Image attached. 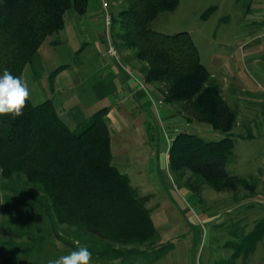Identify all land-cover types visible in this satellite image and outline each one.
I'll return each instance as SVG.
<instances>
[{"label": "trees", "instance_id": "16d2710c", "mask_svg": "<svg viewBox=\"0 0 264 264\" xmlns=\"http://www.w3.org/2000/svg\"><path fill=\"white\" fill-rule=\"evenodd\" d=\"M119 2L118 11L109 15L112 43L116 45L117 40L118 48L131 49L132 58L144 64L141 76L146 84H165L161 101L181 103L199 122L223 134L213 141L191 132H176L167 149V169L179 178L187 171L195 176L183 182L191 190L197 179L216 192L239 187L252 190L247 178L227 173L225 166L235 145L231 129L236 111L224 102L215 79L200 63L190 35L186 31L170 35L148 27L159 12L172 11L178 0ZM86 4L87 0H0V74L7 69L14 76H22L27 66L31 79L37 80L42 72L38 47L62 29L68 9L82 14ZM214 8H207L203 17ZM63 67L47 73L49 87ZM107 110L97 109L72 129L60 118L50 98L35 104L29 99L20 117L0 116V176L6 190L15 192L14 185L19 183L23 193L26 187L33 192L31 198L22 195L11 206L4 203L7 216L13 210L19 214L40 212L69 228L74 238L83 236L90 244L99 242L101 250L88 248L93 256L115 260L144 255L146 250L136 247L152 241L156 230L145 205L149 195H137L127 175L112 164ZM262 233L264 219L241 237L237 245L245 248L241 260L246 261ZM39 241L40 237L30 244H10L23 254ZM114 243L133 246L121 249L113 247ZM69 246L72 251L79 247ZM161 247L166 249L161 244L152 251ZM237 255L235 250L231 257Z\"/></svg>", "mask_w": 264, "mask_h": 264}, {"label": "rangeland", "instance_id": "374dc122", "mask_svg": "<svg viewBox=\"0 0 264 264\" xmlns=\"http://www.w3.org/2000/svg\"><path fill=\"white\" fill-rule=\"evenodd\" d=\"M102 1L109 15L115 14L121 5L119 0ZM248 3L249 0H178L172 11L159 12L149 21L148 27L170 35L178 31L188 32L199 53L200 63L209 71L212 69L210 66L212 61L224 58L228 46L238 51V42L245 33L243 27L250 22L244 12ZM210 6L215 8L203 17ZM95 31L100 34L105 32L101 24L95 25ZM55 35L52 38L53 42L57 41ZM108 38L109 47L113 48L114 54L107 56L104 54L106 70L111 78L112 76L120 78L132 72L129 79L136 85L137 82L133 80L140 75L131 67L137 64L134 68L141 74L144 64L132 58L131 49L118 48V41L115 40L114 45L110 36ZM121 52L125 53V56H122ZM227 52L236 54L231 50ZM65 60L67 59L63 58L54 63L59 65L64 62L75 66V60L69 59L68 62ZM22 73L31 90V102L33 104L40 102L37 101L39 95L43 97L41 101L47 98L49 85L45 70H42L37 80L31 79L27 66ZM209 73L210 76L213 74L212 78L218 84L224 102L236 111L237 119L231 129L235 145L225 168L228 174L247 178L253 189L239 187L235 190L216 192L199 179L193 190L184 185L186 178L192 181L195 176L187 171L179 178L167 169V149L171 137L176 132L186 131L200 139L215 141L223 134L212 131L208 124L199 122L181 103H164L155 108L151 106L148 95H144V101L147 103L144 114L149 125L147 133L134 134L132 128L124 124L118 133L111 130L108 132L109 148L110 152H114L116 147L122 148L120 150L123 154L122 159L124 158V167L120 169L122 174L127 175L129 184L135 187L137 195H149L145 205L151 212L150 218L156 235L152 241L136 247L138 250L145 249V256L131 254L113 260L104 255L102 257L92 255L91 264H264V233L245 262L241 260L245 248L237 246L241 237L251 230L254 223L264 219V113L261 112L260 106L264 101L256 103L249 101L244 105L240 101L242 93L238 96L236 87L227 84L221 78L222 76L225 78L226 73L221 70H212ZM88 81L91 82L90 79ZM142 85L143 90L147 91L148 84ZM155 85L161 94L165 84L156 82ZM258 87L256 90L259 93L263 92V87ZM108 88L110 89L111 85ZM253 95L256 99L261 97L257 93ZM149 96L155 100L154 96ZM3 183L5 181L0 176V264H48L50 259L72 252L70 243L74 246L90 247L95 251L102 249L99 242L90 244L83 236L80 239L74 238L69 228L65 225L59 226L40 212L19 214L13 210L11 215L7 216L3 210L4 203L11 206L13 202L20 200L22 195L31 198L33 192L30 187H26L23 193L20 191L19 183L14 185L15 192L6 190ZM39 237V244L34 243L32 246L34 249L23 254L15 251V247L10 244L11 242L17 245L30 244ZM161 244L166 246L165 250L161 247L152 251ZM112 246L128 249L133 245L114 243ZM235 250H238V255L231 257Z\"/></svg>", "mask_w": 264, "mask_h": 264}, {"label": "crops", "instance_id": "0c3cea01", "mask_svg": "<svg viewBox=\"0 0 264 264\" xmlns=\"http://www.w3.org/2000/svg\"><path fill=\"white\" fill-rule=\"evenodd\" d=\"M99 1L101 2V0H92V2L87 0L86 9L82 14H78L71 8L68 9L64 15L63 27L55 35L56 43L54 45L50 43L52 35L46 37L38 47L42 70H45L46 74L55 67L64 65L53 78L52 87L48 86L47 98H50L53 107L69 129L82 123L97 109L107 107L106 119L110 128L108 132L111 130L118 133L120 128L127 124L134 134H146L149 125L144 114L147 103L143 96L148 95L151 106L155 108L165 102L162 103V94H159L155 83H147V91L143 90L142 83L146 84V82L134 68L137 64L132 67V64L129 65L140 75L139 78L132 79L137 82L136 85H133L129 79L132 77V72L126 73L125 77L112 76L111 78L106 70L107 64L103 61L105 58L103 56L114 53L110 54L108 50L110 46L108 28L104 26L105 12ZM244 12L250 22L243 27L245 33L242 40L238 42V51L228 46L224 58L210 63L212 69L209 72L221 70L224 74L226 73L225 78L223 76L221 78L227 84L236 87L238 96L242 93L243 97L240 96V101L247 105L245 103L249 101L253 103L264 101V0H249ZM98 24L104 27V34L95 31V25ZM230 50L236 54H229L227 51ZM121 54L125 56V53L121 52ZM63 58L67 59L65 60L67 62L69 59L75 60V66L69 63L64 64V62L55 65V61ZM89 79L91 82L88 81ZM258 86L263 87V92L259 93L256 90ZM252 93L260 94L261 97L256 99ZM149 95L154 96L155 100L153 101ZM41 98L43 97L39 95L37 101H41ZM106 102L108 104L103 105ZM260 106L261 112L264 113V104ZM168 109H166V115H168ZM120 150L122 148L116 147L114 152H110L112 164L119 171L124 167V158L122 159L123 154Z\"/></svg>", "mask_w": 264, "mask_h": 264}, {"label": "clouds", "instance_id": "9594fccd", "mask_svg": "<svg viewBox=\"0 0 264 264\" xmlns=\"http://www.w3.org/2000/svg\"><path fill=\"white\" fill-rule=\"evenodd\" d=\"M30 98L31 90L23 76H14L7 69L0 74V116H22ZM91 259L88 248L81 246L67 255L50 259L48 264H91Z\"/></svg>", "mask_w": 264, "mask_h": 264}, {"label": "built area", "instance_id": "2783aa9c", "mask_svg": "<svg viewBox=\"0 0 264 264\" xmlns=\"http://www.w3.org/2000/svg\"><path fill=\"white\" fill-rule=\"evenodd\" d=\"M101 4L103 5V1H102V0H101ZM104 6H105V5L102 6L103 9H104V12H105V13H104V17H103V18H105V19H104V26H105V28L107 29V28H108V25H109V14L106 12ZM108 50H109V53H110V54H113V53H114V50H113L112 47H109Z\"/></svg>", "mask_w": 264, "mask_h": 264}]
</instances>
